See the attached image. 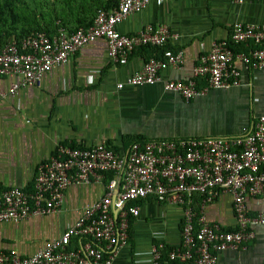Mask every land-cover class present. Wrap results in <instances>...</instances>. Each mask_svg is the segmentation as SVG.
<instances>
[{
    "label": "crops",
    "instance_id": "obj_1",
    "mask_svg": "<svg viewBox=\"0 0 264 264\" xmlns=\"http://www.w3.org/2000/svg\"><path fill=\"white\" fill-rule=\"evenodd\" d=\"M237 22L264 25V0H152L142 12L129 16L119 27L125 34L155 24L178 35L166 46L174 52L183 51L184 62L161 71L162 81L153 85L126 84L119 88L151 57L138 48L127 64L114 65L105 39L80 49L68 63L48 72L41 85L22 88L15 95L9 88L16 77H2L0 194L15 186L33 191L38 166L47 162L61 143L88 147L106 141L115 151L124 153L138 137L149 140L240 134L254 117L264 114V70L251 71L237 63L240 85L210 89L190 100L165 88L169 80L194 79L201 56L209 53L214 43L227 41L231 45ZM246 47L242 51L246 52ZM200 80L205 81L196 78ZM107 180L108 176L88 184L72 183L55 212L0 222V252L16 250L22 257H30L43 250L105 194ZM136 206L139 214L131 216L129 243L113 264H153L154 245L163 242L175 248L182 243L181 205L148 196L138 200ZM194 207L210 223L226 231L237 230L230 194L210 200L197 195ZM247 207L252 215L264 213V193L248 197ZM250 228L255 237L248 248L222 251L220 264H264V225ZM71 245L77 250L79 239L72 238Z\"/></svg>",
    "mask_w": 264,
    "mask_h": 264
},
{
    "label": "built area",
    "instance_id": "obj_2",
    "mask_svg": "<svg viewBox=\"0 0 264 264\" xmlns=\"http://www.w3.org/2000/svg\"><path fill=\"white\" fill-rule=\"evenodd\" d=\"M151 2L120 0L117 7L99 11L89 28L74 33L61 28L53 37L39 32L22 41H11L0 50V80L16 77L9 88L13 95L22 88L41 85L48 72L68 63L80 49L99 39L106 40L114 65L127 64L137 47L166 46L178 37L166 26L147 24L131 35L119 28ZM231 41L254 42L258 47L250 53L234 52L227 41H218L201 56L194 79L169 80L165 88L190 100L210 89L240 85L237 63L251 71L264 70V25L237 22ZM183 62V51L167 49L162 57H151L141 71L118 87L156 84L162 81L161 71ZM196 78L205 79L206 86L199 88ZM109 174L105 194L87 206L58 239L47 242L43 250L30 257H22L16 250L0 252V264H113L129 243L130 216L139 214V207L129 204L148 196L184 209L182 243L168 253L174 264H220L222 251L247 249L255 237L251 225H264V213L252 215L247 207L248 197L264 193V114L254 117L238 135L149 139L132 143L124 153L114 151L106 141L88 147L61 143L56 153L38 166L33 191L15 186L0 194V222L55 212L72 183L102 181ZM221 194L233 197L237 230L226 231L210 223L194 207L197 195L210 200ZM74 237L80 241L77 250L69 249ZM163 247L160 242L152 248L153 264H159Z\"/></svg>",
    "mask_w": 264,
    "mask_h": 264
},
{
    "label": "trees",
    "instance_id": "obj_3",
    "mask_svg": "<svg viewBox=\"0 0 264 264\" xmlns=\"http://www.w3.org/2000/svg\"><path fill=\"white\" fill-rule=\"evenodd\" d=\"M119 2L120 0H0V50L15 39L22 41L39 32H46L53 37L58 34L61 28L69 33L77 32L80 28H89L94 24L99 11L117 7ZM230 44L234 52H244L242 51L244 45L248 47H246L245 53H250L258 47L254 42ZM138 48L146 50L150 57H162L165 50L170 49L167 46L152 45H143L136 49ZM197 83L199 88L206 86L204 80ZM147 140L138 137L133 139L131 144ZM110 179L111 175L109 174L107 182ZM137 201L131 202L129 206H136ZM172 248L164 243V247L161 248L159 264H174L168 256ZM69 249H73L72 245L69 246ZM176 264L183 263L176 262Z\"/></svg>",
    "mask_w": 264,
    "mask_h": 264
},
{
    "label": "clouds",
    "instance_id": "obj_4",
    "mask_svg": "<svg viewBox=\"0 0 264 264\" xmlns=\"http://www.w3.org/2000/svg\"><path fill=\"white\" fill-rule=\"evenodd\" d=\"M109 145V144H108ZM110 146V145H109ZM111 147V146H110ZM112 148V147H111ZM113 149V148H112ZM114 150V149H113ZM115 151V150H114ZM117 152V151H116Z\"/></svg>",
    "mask_w": 264,
    "mask_h": 264
},
{
    "label": "water",
    "instance_id": "obj_5",
    "mask_svg": "<svg viewBox=\"0 0 264 264\" xmlns=\"http://www.w3.org/2000/svg\"><path fill=\"white\" fill-rule=\"evenodd\" d=\"M117 213V210H115V214Z\"/></svg>",
    "mask_w": 264,
    "mask_h": 264
}]
</instances>
